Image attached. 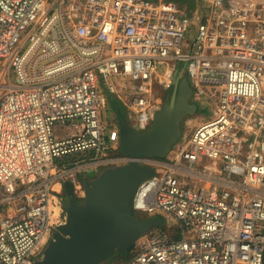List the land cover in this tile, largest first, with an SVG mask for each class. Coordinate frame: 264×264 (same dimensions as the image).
I'll list each match as a JSON object with an SVG mask.
<instances>
[{"label": "built area", "instance_id": "2783aa9c", "mask_svg": "<svg viewBox=\"0 0 264 264\" xmlns=\"http://www.w3.org/2000/svg\"><path fill=\"white\" fill-rule=\"evenodd\" d=\"M207 1L195 20L172 0H0V264L41 257L64 181L84 198L74 169L127 162L109 154L104 92L148 130L181 64L209 117L148 159L134 198L181 235L151 229L124 264H264V0Z\"/></svg>", "mask_w": 264, "mask_h": 264}, {"label": "water", "instance_id": "95a60500", "mask_svg": "<svg viewBox=\"0 0 264 264\" xmlns=\"http://www.w3.org/2000/svg\"><path fill=\"white\" fill-rule=\"evenodd\" d=\"M192 93L186 74L176 72L173 89L148 130L137 131L119 117V143L127 162L105 167L85 180L80 202L73 182H64L69 196L65 221L56 226L32 264L107 263L116 252L130 253L138 238L163 225L159 216L136 215L134 198L140 183L154 174L148 159L165 158L181 137L184 118L197 113Z\"/></svg>", "mask_w": 264, "mask_h": 264}, {"label": "rangeland", "instance_id": "374dc122", "mask_svg": "<svg viewBox=\"0 0 264 264\" xmlns=\"http://www.w3.org/2000/svg\"><path fill=\"white\" fill-rule=\"evenodd\" d=\"M207 3L208 1L207 0H201L199 2V7L195 10L194 13L190 14L191 17L195 18V20H197L198 18H200V16L202 14H204L205 12V9H206V6H207ZM196 23L193 22L192 25H191V28H193V26L195 25ZM187 38H189L191 36V32H187L186 34ZM26 45V43L24 44V46ZM180 72L181 75L184 74V72H181L183 71V64L180 65ZM174 76H175V73H174ZM173 86H174V80H173V84L171 85L170 88H167V89H163V88H156L157 90V95L160 97V99L164 102V93L169 91L170 89L172 90L173 89ZM170 90V91H171ZM124 108V107H123ZM120 111H122L123 113L125 112V108L122 109L120 107ZM209 112H210V109L208 107H200L198 108V111L196 114L194 115H190V116H186L183 120V124H182V135H185V134H188L189 132H191L200 122L206 120L208 117H209ZM100 119H101V122H102V125H108V129L106 131H108L109 133V146L110 148V152L109 154H115L117 155V151H120L121 150V147H120V143H119V120H118V117L116 115V113L114 112V110L112 109V107L110 106V104L107 102L105 103L103 106L100 107ZM129 121L130 123H132V120L131 118H129ZM174 148V146H173ZM122 154V150L120 151ZM120 153H118V155H122ZM124 155V154H123ZM84 155H81L79 158H83ZM67 161V160H66ZM78 161L77 158H74L73 160L70 161V163H73L71 165V167L73 168H76L74 163ZM70 167V168H71ZM75 173L79 174V176H84L85 174V170L84 168H77V169H74ZM90 173V177L94 176L95 173L93 172H89ZM78 177V176H77ZM80 178V177H78ZM83 190H84V187H83ZM82 189L80 188L76 194L77 195H80L82 194ZM61 193L62 194H66V191L64 189V184H63V188L61 190ZM61 215L60 217H58L57 221H62V223L65 221V218H66V209L65 207L63 208V203L61 201ZM6 215V207L5 206H0V218L4 217ZM145 215H143L144 217ZM163 218V225L161 227H156L155 229H163V230H166V232H168L170 235H172V237L174 238H179V236L181 235L180 233V230L177 232V227H176V224L174 223L173 221V218L170 217V216H167V215H164L162 216ZM132 254V253H131ZM130 254V255H131ZM129 260V257L128 256H123V257H119L117 256L116 258H114V262L117 263V264H124L126 261Z\"/></svg>", "mask_w": 264, "mask_h": 264}, {"label": "crops", "instance_id": "0c3cea01", "mask_svg": "<svg viewBox=\"0 0 264 264\" xmlns=\"http://www.w3.org/2000/svg\"><path fill=\"white\" fill-rule=\"evenodd\" d=\"M9 77H11V74L9 75ZM11 81V83H12V80H10ZM105 93V95H106V98H105V103H109L110 104V106L112 107V109L114 110V112L116 113V115H117V117H118V120H119V117L120 116H122V117H124L125 119H127L128 121H129V118H128V116H127V110H126V106H125V104H126V101H127V95L126 94H121V95H109L108 93H106V92H104ZM116 102V104H114ZM120 107L122 108V109H124L125 108V112L123 113L122 111H120ZM124 107V108H123ZM129 123H130V121H129ZM131 124V123H130ZM108 125H103V127H104V130L106 129H108V127H107ZM57 129L60 131V132H62L63 133V131H64V129H65V126L64 125H62V124H58L57 125ZM105 130V136H106V138H107V140L109 139V133H108V131H106ZM65 131H66V129H65ZM108 142H110L109 140H108ZM110 146H112V145H110ZM117 155H118V153H117ZM73 163H70V161H64V160H62L61 162H58L57 161V165L58 166H62V167H65V166H67V167H71V165H72ZM72 168V167H71ZM89 172H93V173H95V175L97 174L95 171H93V170H85V174H84V176H79V174L77 173V176L78 177H80L79 178V181H81L82 182V184H83V182L85 181V180H87V179H89V178H91L89 175H90V173ZM93 177V176H92ZM61 181V180H60ZM65 182V181H64ZM60 187H61V183H59V185L57 184L56 185V188H57V190H60ZM0 195H1V192H0ZM58 195L60 196V198H61V200H62V193L59 191L58 192ZM159 217H161V218H163L162 216H159ZM3 218V217H2ZM1 219V218H0ZM175 223V222H174ZM176 224V223H175ZM176 227H177V232L179 231V227H178V225L176 224ZM163 230V229H162ZM164 231H166V230H164ZM168 233V232H167ZM169 234V233H168ZM170 235V234H169ZM170 236H172V235H170Z\"/></svg>", "mask_w": 264, "mask_h": 264}, {"label": "trees", "instance_id": "16d2710c", "mask_svg": "<svg viewBox=\"0 0 264 264\" xmlns=\"http://www.w3.org/2000/svg\"><path fill=\"white\" fill-rule=\"evenodd\" d=\"M172 1L176 2L179 7L184 9V11H186L190 15V14L194 13L195 10L199 7V2L201 0H172ZM170 90L164 93V100L168 96V94L171 92ZM114 104H116V102ZM120 151H117V152L122 154ZM76 157H77V155L68 157L67 159H63V160L64 161H66V160L71 161V160H73ZM61 161L62 160H60V161L58 160V162H61ZM117 254H120V255H117ZM130 254L131 253H119V252H116L114 258H116L117 256H119V257L128 256L130 258L131 257ZM103 264H105V263H103Z\"/></svg>", "mask_w": 264, "mask_h": 264}, {"label": "flooded vegetation", "instance_id": "af4514ba", "mask_svg": "<svg viewBox=\"0 0 264 264\" xmlns=\"http://www.w3.org/2000/svg\"><path fill=\"white\" fill-rule=\"evenodd\" d=\"M76 197H77V200L80 202L82 201V199L76 194ZM62 203H63V208L68 206V203H69V196L67 194H63L62 195ZM55 231V229L52 231V233ZM117 255H120V254H117Z\"/></svg>", "mask_w": 264, "mask_h": 264}]
</instances>
